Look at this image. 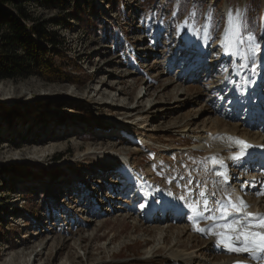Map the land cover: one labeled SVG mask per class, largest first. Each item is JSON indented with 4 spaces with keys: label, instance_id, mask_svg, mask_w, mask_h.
<instances>
[{
    "label": "rangeland",
    "instance_id": "374dc122",
    "mask_svg": "<svg viewBox=\"0 0 264 264\" xmlns=\"http://www.w3.org/2000/svg\"><path fill=\"white\" fill-rule=\"evenodd\" d=\"M34 1L35 15L56 14ZM164 1L123 0L119 15L99 0H76L94 25L111 28L107 37L76 21L60 30L79 83L0 80V167L24 172H0V226L12 239L0 241V264H188L170 251L190 255L191 264L214 262L217 249L190 232L188 215L168 233L170 213L163 223L153 215L162 230L144 231L151 225L132 189L141 182L161 197L181 196L189 179L209 180L208 158L219 153L232 191L264 213V196L255 194L264 188L259 166L226 160L238 154L228 137L264 145V70L257 90L241 91L246 70L221 46L228 12L243 11L245 0L219 8L205 0L216 25L208 42L207 16L199 26L192 16L175 23Z\"/></svg>",
    "mask_w": 264,
    "mask_h": 264
},
{
    "label": "trees",
    "instance_id": "16d2710c",
    "mask_svg": "<svg viewBox=\"0 0 264 264\" xmlns=\"http://www.w3.org/2000/svg\"><path fill=\"white\" fill-rule=\"evenodd\" d=\"M30 0H0V80L17 81L25 78H38L49 84H78L80 70L77 66L71 68L73 59L67 56L69 48L61 29H70L72 21L90 31L99 29L104 37L111 33V28L105 23L94 25V19L77 9L76 0H35V5L43 9L57 10L49 17L35 15L29 7ZM92 0H90L91 2ZM105 3L109 10L119 15L124 13L123 0H99ZM226 0H214L216 8ZM156 0H146L148 5ZM91 4V3H90ZM164 5L169 13H173L172 21L179 23L188 18L190 13L196 15V26L205 20L211 10L205 0H165ZM92 12L95 11L91 4ZM243 12L251 22V30L261 37L262 6L261 0H245ZM204 16L203 20L201 17ZM216 17V15H215ZM221 25L224 21L220 19ZM99 125V124H97ZM0 172L8 175H20L18 167H0ZM0 241H11L4 227L0 226Z\"/></svg>",
    "mask_w": 264,
    "mask_h": 264
},
{
    "label": "snow or ice",
    "instance_id": "6c2138e0",
    "mask_svg": "<svg viewBox=\"0 0 264 264\" xmlns=\"http://www.w3.org/2000/svg\"><path fill=\"white\" fill-rule=\"evenodd\" d=\"M189 15L195 17L196 13L192 12ZM214 27H216L214 14L210 10L206 23L202 25L205 42L213 39L211 30ZM221 46L231 62L235 63L236 58H239V68L246 70V74L240 77L241 91L254 84L252 76L256 74L260 63L264 62V55L261 54L259 37L251 30V22L243 11L228 12ZM224 71L228 69L225 68ZM227 79L228 77H225V80ZM228 139L241 146L238 154L229 157L236 164H239L244 157L251 155L250 149H264V145H253L239 138L228 137ZM208 160L211 161L213 168L206 171L214 172L227 184V165L224 160L216 156L209 157ZM182 187L183 195L174 198L173 201L162 200L156 211H172L177 207L175 201H182L184 207L191 213L184 214L188 215L193 231L211 237L214 246L221 251L241 257L233 260L231 264H248L249 261L264 264V213L250 211V205L242 196L236 195L234 190L218 188L215 191H209L207 182L194 183L191 179ZM241 187L243 188V185ZM255 194L257 197L264 196V188ZM169 195L171 196L172 193ZM153 203H156L155 199ZM140 207L145 209L146 205L140 204ZM201 222H204V226H201Z\"/></svg>",
    "mask_w": 264,
    "mask_h": 264
},
{
    "label": "bare ground",
    "instance_id": "6f19581e",
    "mask_svg": "<svg viewBox=\"0 0 264 264\" xmlns=\"http://www.w3.org/2000/svg\"><path fill=\"white\" fill-rule=\"evenodd\" d=\"M199 46V48H200V46H202V44H200V45H198ZM191 88V87H190ZM248 141H253V140H251V139H247ZM224 141H226V139H224ZM259 142V141H258ZM213 143V142H212ZM223 143V142H222ZM261 144H262V142H260ZM235 144V143H234ZM257 145H259V144H257ZM224 146H226V145H223V144H221V145H218L217 147H224ZM235 146V145H234ZM256 149V148H255ZM235 150H237L238 151V153H239V151H240V146H236V149ZM250 151V150H249ZM252 152V151H251ZM218 157L220 156V153L217 155ZM216 156V157H217ZM250 156V155H249ZM221 159V158H220ZM222 159H224V158H222ZM249 159V158H248ZM247 159V160H248ZM226 160L227 161H230V159L228 158H226ZM225 160V161H226ZM232 163H234V162H232ZM232 163H230L231 165H232ZM258 165V164H257ZM262 169H264V168H262V167H259V169L258 170H261V171H263ZM227 171V170H226ZM260 171V172H261ZM263 173H264V171H263ZM227 175H228V177L230 178V174H228V172H227ZM208 179L206 178V180H204V182H207V188H208V190L209 191H215V190H217L218 188H226L228 191H232V188H231V186H227L225 183H224V181L223 180H220L218 177H216L215 176V174H214V172H211V174H210V177H209V180L207 181ZM231 185V184H230ZM242 185H245V183H242ZM172 193V195L173 196H177V197H179L175 192L173 193V192H171ZM239 193H241V191H239ZM238 193V194H239ZM235 194L236 195H238L237 194V192H235ZM135 200H137V201H140V199L138 198V199H136L135 198ZM180 202H182V201H177V203L178 204H180ZM181 205V204H180ZM179 205V207H178V209L176 210V212H178V213H176V217H175V219H173V222H172V224H169L168 226H166V225H164V227H163V230L162 229H160L161 227H157L158 225H160V224H162L163 223V221H164V219L166 218V214H165V216H163V215H157V217H161L159 220L162 222V223H160L159 221H157L156 220V218L154 219L153 217H146V218H144V217H142L143 218V220H144V222H145V224L146 225H151V226H148V229H145L144 231H146V232H152V231H155V230H157V231H164L165 233H168L169 232V230L170 229H176L177 227H176V223L179 221V219L182 217V214H184V213H182V212H186V213H188L189 215L191 214L190 212H189V210L187 209V208H185V207H182V205L180 206ZM250 211H252V212H255V210L254 209H252V208H250L249 209ZM185 217V216H184ZM152 224H154V225H152ZM153 226V227H152ZM175 226V227H174ZM201 226H204V222H201ZM179 228V227H178ZM180 230L182 229V228H179ZM180 230H179V232H180ZM189 230H190V232H194V233H197L198 234V232H196V231H193V229H192V225H191V222H190V224H189ZM200 234V233H199ZM201 236H202V238L203 237H205V238H203V239H207V240H205L204 242H208V245H207V247H210V248H213L214 247V244H213V241H212V238L211 237H207V236H204V235H202L201 234ZM167 237V236H166ZM167 239H169V237H167V238H165L164 237V243H166L167 242ZM203 242V243H204ZM194 247L192 246L191 247V249H193ZM216 248V247H215ZM217 249V251H216V254H214V255H216V256H219V258H217L216 260H214V262L212 261V259H211V263L210 264H231V262L233 261V260H236V259H240L241 257H238V256H236L235 254H229V253H227V252H224V251H221L220 249H218V248H216ZM215 250V249H214ZM221 254V255H220ZM37 255V254H36ZM170 256H171V258H174L175 260H177V261H179V262H181V261H183V262H186V263H188V264H191L192 262H194V260L192 259V257L190 256V255H188V254H182V253H179V252H176V251H170V254H169ZM221 256V257H220ZM188 261V262H187ZM10 263V262H9ZM204 264H206V263H204ZM248 264H256V262H254V261H249L248 262Z\"/></svg>",
    "mask_w": 264,
    "mask_h": 264
}]
</instances>
